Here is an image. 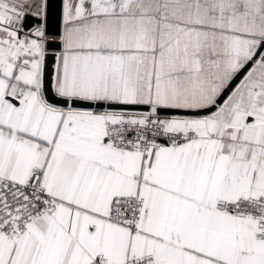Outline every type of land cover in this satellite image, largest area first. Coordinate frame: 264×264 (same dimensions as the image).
Returning a JSON list of instances; mask_svg holds the SVG:
<instances>
[{
    "label": "snow or ice",
    "instance_id": "obj_1",
    "mask_svg": "<svg viewBox=\"0 0 264 264\" xmlns=\"http://www.w3.org/2000/svg\"><path fill=\"white\" fill-rule=\"evenodd\" d=\"M0 264H264V0H0Z\"/></svg>",
    "mask_w": 264,
    "mask_h": 264
}]
</instances>
